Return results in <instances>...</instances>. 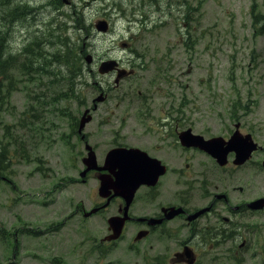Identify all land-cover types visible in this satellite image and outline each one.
<instances>
[{"label":"rangeland","instance_id":"374dc122","mask_svg":"<svg viewBox=\"0 0 264 264\" xmlns=\"http://www.w3.org/2000/svg\"><path fill=\"white\" fill-rule=\"evenodd\" d=\"M188 2L196 23L178 42L166 0H23L22 9L15 3L11 11L9 0H0V63L10 62L0 68V147L7 148L11 160L0 179V232L5 230L0 264L166 261L168 251L151 257L146 250L126 246V240L114 250L101 245L118 203L84 217L102 198L97 174L84 182L80 177L86 150L75 125L100 89L107 92L106 99L96 100L99 109L83 130L97 146L100 162L115 146L136 147L172 162L181 152L176 138L166 137L171 129L166 124L172 121L174 127L184 118L186 126L205 138L231 136L240 124L242 133L254 131L264 146V34L252 27V16L264 10V0ZM159 8L164 9L160 21ZM77 14L86 29L75 28ZM100 20L109 23L111 32L97 30ZM165 23L170 27H162ZM53 36V43H43ZM60 40H73L75 48L82 45L94 59L77 97L75 87L70 91L75 77L69 69L80 72L88 65L85 59L77 61L75 52L68 55L63 45L60 64L54 67L50 57L39 61L36 53L40 46L54 54L57 47L51 46ZM134 50L159 59L169 54V64L166 69H136L111 92L115 73L96 79L89 75L105 59L134 61ZM141 97L148 102L138 103ZM165 179L160 191L170 197L177 185L171 175ZM138 205L140 213L150 207L147 201ZM126 232L128 239L133 226Z\"/></svg>","mask_w":264,"mask_h":264},{"label":"flooded vegetation","instance_id":"af4514ba","mask_svg":"<svg viewBox=\"0 0 264 264\" xmlns=\"http://www.w3.org/2000/svg\"><path fill=\"white\" fill-rule=\"evenodd\" d=\"M166 1L177 32L175 41L181 42L185 39L186 30L190 34L188 23H196L195 17H189L190 11L194 9L193 4L188 0ZM9 2L10 11L15 3L23 6V0ZM158 13L160 21L164 9L159 8ZM164 26L170 27L168 23L162 27ZM133 53L136 55L134 61L125 64L118 60L119 66L116 68V71H127V78L134 76L136 69L150 70L153 65L159 67L157 69H166L165 66L169 64V54L160 57V61L158 56L147 55L144 50V56H139L140 53L135 50ZM118 87L115 86L114 90ZM139 100L141 101L137 102L142 105L148 102L142 97ZM85 107V111L90 109L92 115L99 109V106L95 109L94 106ZM171 122L166 124L171 127L166 137L176 138L175 144L180 149V156L168 163L158 158L161 165L166 167V173L159 177L155 185L141 186L138 189L121 237L115 241L108 240L112 232L107 228L108 233L101 240V245L114 250L119 242L126 240V246L146 250L151 257L157 252L168 251L163 264H218L220 260L227 261V264H264V203L259 202L264 200V146L256 141L254 131L250 130L245 134L259 144L251 159L237 165L234 153H230L227 164L221 166L211 155L181 145L182 131L188 127L194 131L191 126L185 125V118L178 119L179 123L174 127ZM236 127L240 129V124ZM89 138L85 134L84 138L79 137L84 145L87 143L92 147L97 156V146L90 144ZM195 154L201 160L196 161ZM98 165L105 167L104 159L102 162L98 160ZM92 173L98 177H114L109 170L90 172ZM168 175L172 176L177 185L170 197L164 196L160 191L162 186L165 187ZM106 196L102 202L95 204V208L107 203V207L99 209L104 212L118 203L117 211L121 215L125 207L123 199L115 197L113 191H108ZM138 201H147L150 207L140 213ZM137 206V211L133 212ZM130 225L133 226V233L126 239V231ZM220 256L223 258L220 259Z\"/></svg>","mask_w":264,"mask_h":264},{"label":"water","instance_id":"95a60500","mask_svg":"<svg viewBox=\"0 0 264 264\" xmlns=\"http://www.w3.org/2000/svg\"><path fill=\"white\" fill-rule=\"evenodd\" d=\"M98 30L107 31L108 25L106 22H99ZM91 62V59H87ZM117 66L114 60L104 61L99 67V72L104 74L112 71ZM121 76V74H120ZM119 76V77H120ZM118 82V80H117ZM103 96H99L97 101H102ZM90 118L84 117L80 121L79 132L81 133L86 123ZM181 142L186 147H198L205 150L215 157H219L225 161L227 153L234 151L236 153V162L244 163L249 159L257 145L248 143L243 140L238 133H235L227 142H222L221 138H214L205 140L202 136L193 135L191 131H186L180 136ZM227 144L226 147L224 145ZM89 149V147H87ZM86 169L81 173V177H85L91 170H109L114 177H100L101 185L99 193L101 196H106L109 190H113L116 196L124 199L126 206L124 208L123 217H112L108 223L114 232V235L108 239H117L122 232L125 221L129 218L128 211L133 202L136 191L141 185H154L158 177L164 173V168L156 159L150 158L147 153L132 148H115L109 151L105 159V167H98L96 163V156L89 153V156L84 159ZM94 211L86 214L89 216Z\"/></svg>","mask_w":264,"mask_h":264},{"label":"trees","instance_id":"16d2710c","mask_svg":"<svg viewBox=\"0 0 264 264\" xmlns=\"http://www.w3.org/2000/svg\"><path fill=\"white\" fill-rule=\"evenodd\" d=\"M75 22L78 25H81L83 29H86V26L83 24V20L80 15L77 16ZM252 26L254 27L256 33L264 34V10L253 14ZM65 45L67 46L68 55L74 51L76 54L77 61L82 60L83 55H84V50L82 49L81 45L77 46V48H75L74 43H67ZM54 57L59 58V54L54 55ZM57 62L60 64V59H58ZM9 63H10L9 61L4 62V64L0 63V68L4 69L5 67L9 65ZM69 72L73 74L75 77L74 83H72V86H70V91L73 93V87H75L74 95L77 97L79 96V93H80V91H78L77 89H78L79 82L82 81L83 73H82V70L76 73L74 71V66L72 70L69 69ZM10 161L11 160H10V156L8 154L7 148L5 146L0 147V179H2L4 173L8 170Z\"/></svg>","mask_w":264,"mask_h":264}]
</instances>
